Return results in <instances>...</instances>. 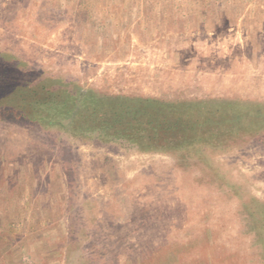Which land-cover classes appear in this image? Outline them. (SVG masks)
<instances>
[{"label":"rangeland","instance_id":"obj_1","mask_svg":"<svg viewBox=\"0 0 264 264\" xmlns=\"http://www.w3.org/2000/svg\"><path fill=\"white\" fill-rule=\"evenodd\" d=\"M18 74L59 102L0 114V264H264V0H0ZM137 99L198 126L154 147L92 113Z\"/></svg>","mask_w":264,"mask_h":264},{"label":"trees","instance_id":"obj_2","mask_svg":"<svg viewBox=\"0 0 264 264\" xmlns=\"http://www.w3.org/2000/svg\"><path fill=\"white\" fill-rule=\"evenodd\" d=\"M9 75L10 71H8L7 77ZM21 79L19 74L10 80L0 76V80H2L0 83L1 115L11 114L13 117H27L31 116L30 112L37 110L40 106H50L59 102L56 101L55 84H49L47 81H44L45 84L38 82L37 85L39 84L40 86H37L35 90V88L31 89L29 87L32 80L22 86ZM102 104L103 102L97 103V107L92 111L100 121V126L114 130L118 129V131L131 129L133 130L132 135L135 136L134 138L139 139L142 144H150L154 147L163 145L173 147L174 145L185 143V141H182L183 137L186 136L184 133L192 130L191 128L194 126L195 129L198 126V124H193V122L190 124L186 121L187 118L184 117L187 116L185 114L187 111L183 110L185 109L184 107L159 104L152 99H137L130 102L116 100L108 109H98V106ZM218 110L216 109L213 113H218ZM241 115L242 117L260 115V118H264V113L258 112L257 114V111L254 110ZM215 117L208 116L204 122L196 123H201L200 127L205 126L206 130L211 132L212 130L216 131L218 128H227L225 127L227 123L232 124L234 120V118H228L223 116V114ZM198 120L200 121V119Z\"/></svg>","mask_w":264,"mask_h":264}]
</instances>
